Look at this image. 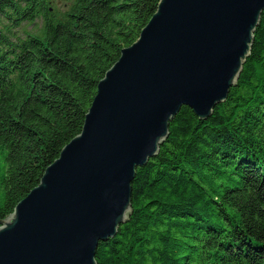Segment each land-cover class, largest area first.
Returning a JSON list of instances; mask_svg holds the SVG:
<instances>
[{"label": "trees", "instance_id": "trees-1", "mask_svg": "<svg viewBox=\"0 0 264 264\" xmlns=\"http://www.w3.org/2000/svg\"><path fill=\"white\" fill-rule=\"evenodd\" d=\"M160 0H0V227L77 137ZM96 264H264V10L212 115L181 107Z\"/></svg>", "mask_w": 264, "mask_h": 264}, {"label": "water", "instance_id": "water-1", "mask_svg": "<svg viewBox=\"0 0 264 264\" xmlns=\"http://www.w3.org/2000/svg\"><path fill=\"white\" fill-rule=\"evenodd\" d=\"M264 0H160L97 86L81 133L0 227V264H96L130 213L135 170L185 106L208 119L236 86Z\"/></svg>", "mask_w": 264, "mask_h": 264}]
</instances>
